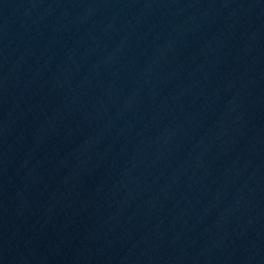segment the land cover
<instances>
[{
	"label": "water",
	"instance_id": "95a60500",
	"mask_svg": "<svg viewBox=\"0 0 264 264\" xmlns=\"http://www.w3.org/2000/svg\"><path fill=\"white\" fill-rule=\"evenodd\" d=\"M0 264H264V0H0Z\"/></svg>",
	"mask_w": 264,
	"mask_h": 264
}]
</instances>
